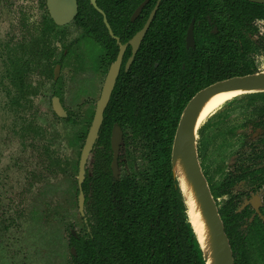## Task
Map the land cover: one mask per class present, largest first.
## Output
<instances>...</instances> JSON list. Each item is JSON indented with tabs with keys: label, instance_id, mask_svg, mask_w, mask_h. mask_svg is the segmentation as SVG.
<instances>
[{
	"label": "trees",
	"instance_id": "trees-1",
	"mask_svg": "<svg viewBox=\"0 0 264 264\" xmlns=\"http://www.w3.org/2000/svg\"><path fill=\"white\" fill-rule=\"evenodd\" d=\"M143 1L96 0V5L115 35L128 28L130 37L157 0H149L137 22L130 24V16ZM77 4L74 24L86 36L96 37L101 28L107 37L102 16L90 0ZM39 7L44 10V0H39ZM191 20L195 47L185 50ZM260 20L264 21V6L244 0L160 1L127 73L131 85L126 90L117 87L104 111L97 141L101 152L94 156L90 176L82 185L86 226L69 235L68 247L74 255L69 254L68 264H205L173 176V135L197 92L257 73L252 54L258 49L252 38L253 23ZM114 125L125 136L122 165L128 166L119 181L109 169V134ZM217 212L233 264H244L241 236L229 229L226 215Z\"/></svg>",
	"mask_w": 264,
	"mask_h": 264
},
{
	"label": "rangeland",
	"instance_id": "rangeland-1",
	"mask_svg": "<svg viewBox=\"0 0 264 264\" xmlns=\"http://www.w3.org/2000/svg\"><path fill=\"white\" fill-rule=\"evenodd\" d=\"M40 20L39 0H0V264H68L69 232L79 233L82 224L76 204L78 138L92 107L89 101L78 105L98 97L95 59L100 51L91 39L79 48L87 77L77 74L70 55L59 76V96L72 121L54 119L47 104L49 67L40 52H60L81 40L82 32L70 25L55 37L46 36ZM209 143L203 162L208 187L216 185L232 149L231 142L221 148ZM249 254L252 264H261L254 246Z\"/></svg>",
	"mask_w": 264,
	"mask_h": 264
},
{
	"label": "flooded vegetation",
	"instance_id": "flooded-vegetation-1",
	"mask_svg": "<svg viewBox=\"0 0 264 264\" xmlns=\"http://www.w3.org/2000/svg\"><path fill=\"white\" fill-rule=\"evenodd\" d=\"M91 1L92 0H90V5H91ZM160 1L161 0L156 1L151 12L156 8L155 9V13H156ZM148 2L149 0H147L145 6L148 4ZM76 4H77V0H76ZM95 5H96V0H95ZM39 9L41 8L39 7ZM44 10L41 9L40 24L45 23L46 26L45 28L47 29L43 27V31L45 32L46 36L49 35L51 37H55L60 30L70 25L74 26L76 30H80L82 32L81 40L78 39L68 45H65L63 47V50L60 52L54 49L45 52H40V55H42L41 58H43L44 60V65L49 67L48 72H46L45 75L46 77H49L48 92L50 96L48 97L47 104L50 113L52 114L54 119L63 122L72 121V115L63 105L62 99L59 96V91H60L59 84L61 81L59 76L63 71L66 61L69 59L70 55H73L74 57L73 63L77 66L76 69L77 74L81 75L82 77H87V75L89 74L88 72L89 68H87L86 67L87 64L84 63L82 59H80L78 54L79 48L82 46L83 41H85L86 39H91L94 41V43L97 45L100 51L99 56L95 59L96 60L95 74L97 79L99 80L98 97L96 99L85 98V100L78 105V106L85 105L86 104L85 101H89L90 103L87 106L92 107V111L91 113H89L90 115L87 114L86 116L85 114V116L82 118L83 121L81 122L84 125V129H85L84 133H82L78 138L81 143V149H80V153H81L82 147L84 145V141L86 139L88 130L90 128L91 121L93 119L96 104L100 99L109 70L117 62L120 53H121V58L119 61L118 71L114 79L113 87L111 89L106 107L109 101L111 100L112 93L117 87L120 88V90H126V88H129V86L131 85L130 82L132 79H130L131 75L129 76L128 72L135 59L137 52L139 51L141 44L144 41V38L146 36V33L150 25L148 26L146 32L144 33L142 39L140 40L135 52H133L134 49L131 46L130 41L139 31L143 29L151 12L149 13L146 20L142 23L141 27L137 31H135L133 35L128 37V34L131 32V30L128 28L121 29L119 31L120 34L115 35L112 28L108 24L104 13L102 12V10L99 9L103 13L112 35L109 34V31L107 30L103 22V16L100 14L102 16L101 22L104 26V29L106 30L107 37L102 36L103 30L101 28L97 29L96 37H89L84 34L83 30H81L74 24L75 18L78 15V4H77V14L74 17V19L68 24L62 26L55 25L53 20L49 17V14L46 9V0H44ZM132 15L129 18V23L135 24L140 14L134 20H131ZM191 21H193L194 45L192 48H186V42H185V50L194 49L195 47L194 20ZM138 24H140V22ZM253 28L256 31V35L252 38V40L258 51L252 54V59L258 70L257 73L254 74H258L264 72V21L263 20L255 21L253 23ZM76 46H78L77 55H75L73 52V48H75ZM147 65L148 64L146 62L144 68H146ZM154 67H156V64H154ZM54 99L58 101L64 116L59 117L54 112L52 107V102ZM229 107L231 108L230 113L228 112ZM240 113L242 114V117L240 116ZM211 115L212 117H210ZM235 115H238L239 117ZM233 116L236 118H241V122H237L239 120H232L231 118ZM69 118L71 120H68ZM102 123H103V116H102V122L100 128L97 133V137L94 140L92 148L88 153L87 159L85 161L83 180L80 184V189L84 199L83 216H81V214L79 213L78 201H77L78 192H79L77 175H78V161H79L80 153L77 161L76 204H77L78 216L80 217L82 223L81 225L83 226H86V218H85V197L82 190V185L84 183L85 178L87 176H90V171H91V166L93 164L94 156L98 155L101 152V146L98 145L97 141L99 138V133ZM114 128H117L119 130V140L117 144L118 148H117V158H116V168H117L116 176L113 174L111 169L113 152L110 146L111 134ZM124 138L125 136L122 130L118 126L114 125L111 128L109 134V149L111 154L109 169L112 178H114L115 181H119L123 177V175L127 174L128 172V166L122 165V163L124 162L122 157L126 155V151H125L126 148L123 142ZM210 140L211 142L216 143L217 147L219 146L220 148L222 147V144H226L227 142H231L232 144V149L227 155L224 168L218 172V178H217L218 181L216 185L213 186L209 185L208 187L210 194L213 198V201L216 205L217 211L221 210L222 213L226 215L228 219L229 229L231 230V228H234L235 232H237L238 235L241 236L239 250H240V254L242 255V261L244 262V264H252L249 254V249L251 250L253 246L255 247L256 251L259 252L261 264H264V92L239 95L237 97H234L226 101L220 107H218L213 113H211L198 127L196 133V152H197L198 162L200 165L201 172L206 180H207L206 165H204L203 162L205 159L204 152L205 150L207 152L208 146L210 145L209 143ZM45 154L47 155L48 152H45ZM223 158L224 157L221 154L220 159L222 160ZM215 173H216V169L212 167V175H214ZM218 199H220L221 202L220 201L217 202ZM75 234L76 233L74 230H70L69 235L74 236ZM253 239L254 241L252 242ZM70 254L74 255L73 248H70Z\"/></svg>",
	"mask_w": 264,
	"mask_h": 264
},
{
	"label": "water",
	"instance_id": "water-1",
	"mask_svg": "<svg viewBox=\"0 0 264 264\" xmlns=\"http://www.w3.org/2000/svg\"><path fill=\"white\" fill-rule=\"evenodd\" d=\"M250 3L264 5V0H244ZM147 3L145 0L141 3L138 8L134 11L131 20L138 17L143 7ZM92 7L103 16V22L112 35L109 26L107 25L106 19L103 13L96 7L95 0L91 1ZM46 9L49 17L53 20L55 25L62 26L71 22L77 14L76 0H46ZM156 9V8H155ZM155 9L150 13L143 29L139 31L130 41L134 51L136 50L140 40L146 32L150 22L155 14ZM186 48L193 47V21H191L189 28L186 33ZM121 53L118 56L117 62L110 68L105 85L103 87L99 101L96 104L93 119L90 124L84 145L82 147L79 161H78V210L81 216H83V194L80 189V184L83 180L84 165L87 159L88 153L90 152L94 140L97 137L98 130L102 122V116L106 104L109 99L111 89L113 87L114 79L116 77ZM231 92H246V94L263 93L264 92V72L249 75L240 78L230 79L224 82L214 84L208 88L199 91L192 99L188 102L185 109L183 110L179 119L177 128L172 141L171 146V167L173 176L177 180L178 187L180 189L187 216L189 213V197L186 196L181 183V178L178 173V166L184 172L185 179L188 185H190L191 193L193 198L195 197L198 201L200 210L203 214L207 227L209 229V235L213 243V254L211 255L213 261L216 264H233L232 252L229 246L228 239L224 233L223 226L220 217L217 212L216 205L210 194L208 185L201 172L200 165L198 162V156L196 152V133L198 128L195 127V119L198 109L208 100L221 94H227ZM52 107L57 116H64L61 107L56 99L52 102ZM119 140V130L114 128L111 134L110 146L113 152V160L111 162V169L113 174L117 175L116 158H117V144ZM191 200V197H190ZM189 220V217H188ZM192 230L200 246L204 262L206 264L205 255L200 245L199 239L193 229V226L189 220Z\"/></svg>",
	"mask_w": 264,
	"mask_h": 264
},
{
	"label": "bare ground",
	"instance_id": "bare-ground-1",
	"mask_svg": "<svg viewBox=\"0 0 264 264\" xmlns=\"http://www.w3.org/2000/svg\"><path fill=\"white\" fill-rule=\"evenodd\" d=\"M244 94H246V92H231L227 94H221L205 102L197 111L195 127L198 128L202 124V122L223 103L234 97ZM178 173L181 178V183L183 185L185 194L187 197H189L188 217L203 249L206 264H216L211 257V255L213 254V243L211 241L209 229L200 210L198 201L195 197L193 198L190 185L187 184L184 172L180 166H178Z\"/></svg>",
	"mask_w": 264,
	"mask_h": 264
}]
</instances>
